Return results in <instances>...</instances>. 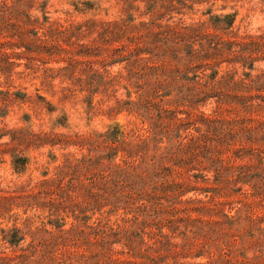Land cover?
I'll return each mask as SVG.
<instances>
[{
	"label": "rangeland",
	"instance_id": "rangeland-1",
	"mask_svg": "<svg viewBox=\"0 0 264 264\" xmlns=\"http://www.w3.org/2000/svg\"><path fill=\"white\" fill-rule=\"evenodd\" d=\"M42 1L0 14V264H125L119 237L91 228L123 216L110 206L135 189L141 140L146 164L166 159L147 193L176 208L264 187V0ZM188 210L161 264H264V235L210 221L213 235ZM56 219L72 235L37 234Z\"/></svg>",
	"mask_w": 264,
	"mask_h": 264
},
{
	"label": "trees",
	"instance_id": "trees-1",
	"mask_svg": "<svg viewBox=\"0 0 264 264\" xmlns=\"http://www.w3.org/2000/svg\"><path fill=\"white\" fill-rule=\"evenodd\" d=\"M39 0H0V14H12L17 17L24 16L34 8V3ZM48 4V0H44L39 3V8L41 11L45 10V7ZM86 6L90 3H83ZM208 121V120H207ZM210 122V121H208ZM213 124V123H212ZM147 132H152L155 134V130H149ZM118 133L114 131L108 133L109 140L114 141V136ZM156 135V134H155ZM209 137L210 132L207 131ZM222 141L226 140V143L235 141V133L231 131H226L224 134H221ZM205 137V136H204ZM202 137V139H204ZM229 139V140H228ZM199 141V139H197ZM147 140H141L136 154L138 153L139 163L136 169L137 174V183L133 192L121 193L118 197V201L112 203L113 210L118 209V206L123 210V216L120 217L118 221L110 223L97 222V224L91 228L92 235H117L119 237V242L123 246L121 255L126 257L125 264H161L163 262L162 254L168 252L170 248V243L166 235H174L175 231L179 227L177 223H182L183 217L189 218L190 222H194L191 218L192 211L198 216V218L204 219V223L209 225L207 228L211 229L212 224L216 226H233V224H240L241 227L236 230H227L226 234L232 235H264V216L258 215L257 209L252 208L246 204H242L240 201H237L242 198L248 199L249 197H255L258 199L264 198V187H260L258 183L252 185V192L243 191L242 189L235 190L231 188L229 192L221 189L207 188V194L205 201L197 199H188L182 203V208L174 207V202L165 199H159L155 195L147 193V184L153 182L154 185L151 189L156 191L157 184L154 180H158L159 171H161L166 159L164 153L159 156V160L155 161V158L149 159V164H146L145 156L141 154V151H145ZM205 143V142H204ZM190 145L199 144L191 139ZM117 167V166H116ZM237 170L238 173L235 178L239 179L241 185H245L250 182H254V176L248 174V167L240 166ZM110 173L114 172V167L108 168ZM130 169H122L119 174L122 172L127 173ZM118 172V171H117ZM219 175V173H218ZM220 176V175H219ZM123 179H127V175H122ZM221 177V176H220ZM204 180V179H203ZM228 183V180H227ZM229 181V185H230ZM263 186V185H261ZM160 192L164 190L159 189ZM165 198H167L165 196ZM165 201L164 203H162ZM185 205V207H183ZM228 208L229 212L234 210L235 215L229 216L224 213L225 208ZM112 210L108 211L106 214L110 216ZM62 220V219H60ZM216 220V221H213ZM213 222V223H210ZM42 223V226L37 229L38 235H51L52 238L56 239V236L53 235H72L73 230H64L62 223L57 219L48 221L47 223ZM49 226V230L45 227ZM166 229V230H165ZM202 230V229H201ZM82 230L79 231V234ZM13 234H19L20 229L13 228L11 230ZM213 235L218 231L211 229ZM187 233L191 235L196 234L195 229H188ZM182 235H185L183 233ZM199 235H210L208 233H199ZM54 243L53 245H55ZM227 256L225 253H222ZM129 257L138 259V262L128 261ZM208 264H216L215 262H207Z\"/></svg>",
	"mask_w": 264,
	"mask_h": 264
}]
</instances>
